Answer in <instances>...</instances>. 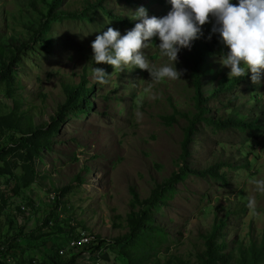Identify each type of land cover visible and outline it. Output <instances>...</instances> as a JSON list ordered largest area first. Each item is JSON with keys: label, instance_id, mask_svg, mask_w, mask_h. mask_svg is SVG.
I'll return each instance as SVG.
<instances>
[{"label": "rangeland", "instance_id": "1", "mask_svg": "<svg viewBox=\"0 0 264 264\" xmlns=\"http://www.w3.org/2000/svg\"><path fill=\"white\" fill-rule=\"evenodd\" d=\"M51 1L0 0V62L38 30ZM67 1L59 4L60 10L77 16L46 21L44 45L32 44L0 84V144L6 141L11 149L12 176L25 173L27 163L19 155L28 152L37 173L30 189L21 180L24 193L8 196L0 234L10 233L3 214L21 199L39 204L28 222L33 226L52 194L64 234H57L56 241L49 237V246L52 241L67 245L72 227L104 241L102 264H197L206 250L205 238L224 219L226 226L215 239L227 244L224 254L238 264L241 250L264 242V194L256 193L252 183L264 179V84H253L249 76L229 80V69L218 63L226 46L216 35L206 39L210 23L202 26L204 36L178 53L176 67L182 75L176 80L155 82L147 70L93 65L91 41L99 31L111 26L123 34L136 23L128 15L138 6L160 17L171 5L167 0L163 5L107 0L103 9L88 11L97 0ZM153 40L145 51L147 62L170 63ZM214 42L218 47L204 61L194 59L195 48ZM94 66L108 73L105 85L91 79ZM69 94H88L89 110L70 108L75 102L69 103ZM198 116L186 155V130ZM227 121L232 125L221 126ZM18 138L23 142L17 144ZM30 143H40L41 150L33 152ZM210 168L217 170L215 178L198 175ZM0 186L12 189H4V179ZM155 189L161 194L152 206L146 201ZM249 194L256 200V214L245 206ZM136 196L144 204L136 203ZM141 211L151 219L133 230L131 220Z\"/></svg>", "mask_w": 264, "mask_h": 264}, {"label": "clouds", "instance_id": "2", "mask_svg": "<svg viewBox=\"0 0 264 264\" xmlns=\"http://www.w3.org/2000/svg\"><path fill=\"white\" fill-rule=\"evenodd\" d=\"M170 10L163 16L149 15L148 9L138 6L128 15L136 23L123 34L108 26L91 41V62L113 66L114 70L139 68L147 70L150 80H176L182 70L176 67L178 53L191 48L204 36L202 26L211 24L206 39L213 35L226 46L218 63L229 69V80L249 76L253 84H264V0H167ZM110 21H107L108 24ZM81 33V32H78ZM88 35L89 33H81ZM158 40L155 47L170 63L149 64L145 51ZM108 73L93 67L91 79L105 85ZM256 193L264 194V179L252 181ZM51 198V196H50ZM52 200V199H51ZM256 214V200L248 195L246 205Z\"/></svg>", "mask_w": 264, "mask_h": 264}, {"label": "trees", "instance_id": "3", "mask_svg": "<svg viewBox=\"0 0 264 264\" xmlns=\"http://www.w3.org/2000/svg\"><path fill=\"white\" fill-rule=\"evenodd\" d=\"M107 0H97V2L94 4V6L87 7L88 11L92 8H104V4ZM130 1V0H127ZM150 2H158L159 4L163 5L162 0H147ZM86 2L89 4L91 3L90 0H86ZM68 4L67 0H52L51 3L47 4V12L46 16H41V21L39 23V27L37 31H33L30 39L28 41L20 42L19 44H16L11 48L10 55L8 52L7 57L4 56L5 59L0 62V84L4 83V81L8 80V77L10 75L11 67L12 65L15 66L17 62V58H19L21 55L25 53V51L31 49L32 44H39L42 43L44 45V41L42 39L44 32L46 31V21H56L62 18H75L77 14L75 13H67L60 10L59 4ZM166 7V5H164ZM105 13L109 14L105 11ZM115 19L125 22V17L118 16L115 17ZM217 43H210L207 45H200L197 48H195V60H201L204 61L203 58L205 55H209L212 51L214 52V46L218 47L216 45ZM246 78V77H245ZM1 86V85H0ZM85 92H88L89 89H83ZM91 92V89L90 91ZM88 94H85L84 96L80 97H74L69 94V103L75 102V105H73L70 108H78L84 110H89L88 102L87 100ZM198 100V99H197ZM64 113V111L62 112ZM63 116V115H62ZM59 116V117H62ZM200 116H202V111L200 112ZM58 117L56 119H53V124L58 123ZM199 121V116L195 117L191 122L189 127L186 130V140L184 143V149L186 151L187 155V148L191 144L190 136L192 134L196 135V131L194 128L196 127V123ZM223 122L221 124L226 126L232 125L233 122ZM1 123L3 121L0 119V131H1ZM242 123V121H241ZM243 124V123H242ZM255 124V121L252 123H245L244 126H253ZM217 125V124H216ZM219 127V126H217ZM32 134V133H30ZM12 141H16L14 138L11 139ZM20 142H23L22 138H18L17 144H20ZM27 146L31 147L33 149V152L37 153L41 150L42 145L40 143H30ZM11 149L7 145L6 141L5 144H0V163L2 165L0 166V180L4 179V189H7L10 187L12 189L10 190H1L2 186H0V213L6 212L5 208L8 206L9 197L13 195H18L17 193L21 194L24 193L25 189H30L32 185H35V178L37 176V173H35V167H33V158L29 157V152L25 155L20 154L19 157H21L20 162L24 161L27 163V165L24 167L25 173L20 178L15 179L14 176H12V170H10L11 164L9 160L7 159V156H9V151ZM216 171L215 168H210L209 170L202 172L198 175H200L202 178L216 177ZM222 179V178H219ZM23 180V184L22 181ZM76 180L78 182L81 181L80 177L77 176ZM25 186L23 191H21V184ZM10 194V195H9ZM161 194L160 189H155L153 193L151 194L150 198L146 201L150 205H156L157 204V198ZM49 200V201H48ZM50 196L46 200L47 205L43 208V211L40 213L41 216L38 217L36 220V224L33 226L29 225V220L33 217V213L36 209H39V204L34 203V200L31 198L29 201L21 199L20 203H17L15 205L14 210H10L8 212L10 213H4L3 214V224L7 222L10 226V233L1 231L0 234V264H77L78 257L82 254V251L78 252H71L68 253L65 257H60L58 255V248L62 247L64 245H57L54 241H56V235L59 234L62 236L64 234V229L62 227V223L57 220L56 213L59 208V202L56 196L50 201ZM136 203L144 204L142 202H139L137 196H136ZM39 203V202H38ZM230 213H227L229 215ZM2 215V214H0ZM5 215V216H4ZM6 217V218H5ZM151 219L149 214L145 211H141L140 214H135L134 217L131 220V226L133 230H136L138 227L143 225L144 221ZM69 224L68 222H66ZM2 224V225H3ZM14 226L17 227L15 231H12ZM224 226H226V222L223 219L219 223L214 224L213 230L210 235H208L206 239V250L202 255H199L198 257V263L197 264H232L230 261V257L224 254L225 249L227 248V244L222 241L219 243L215 236L219 233V230L222 229ZM2 228V227H1ZM77 229H74L70 227V230L67 232V238H72L77 232ZM12 231V232H11ZM49 237L53 238L54 241H52V245H48ZM119 243V241H116ZM104 243V241L100 242ZM169 250V249H167ZM129 258V257H128ZM130 259V258H129ZM129 261H132L130 259ZM133 262V261H132ZM134 263V262H133ZM167 264H170L168 261ZM238 264H264V242L262 244L254 243L251 245L250 248H246L241 250L240 252V258L238 261Z\"/></svg>", "mask_w": 264, "mask_h": 264}, {"label": "built area", "instance_id": "4", "mask_svg": "<svg viewBox=\"0 0 264 264\" xmlns=\"http://www.w3.org/2000/svg\"><path fill=\"white\" fill-rule=\"evenodd\" d=\"M54 195L51 194V199ZM97 235L86 232H77L69 239L67 245L58 248V255L65 257L68 253L82 251L77 259V264H102L105 254V243Z\"/></svg>", "mask_w": 264, "mask_h": 264}]
</instances>
